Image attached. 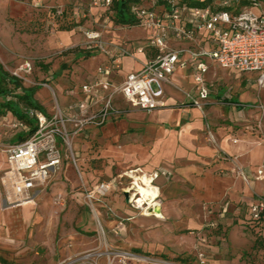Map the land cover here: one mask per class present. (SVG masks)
Segmentation results:
<instances>
[{
    "label": "rangeland",
    "instance_id": "374dc122",
    "mask_svg": "<svg viewBox=\"0 0 264 264\" xmlns=\"http://www.w3.org/2000/svg\"><path fill=\"white\" fill-rule=\"evenodd\" d=\"M141 5L154 9L149 0ZM109 7L101 0H0V63L24 87L37 88L34 98L47 115L77 101L71 91L123 51L112 45L143 36L139 26L114 24ZM88 33H97L110 55ZM79 51L91 56L76 58ZM25 63L31 70L21 73ZM206 86L197 116L186 113L179 122L198 127L175 133L168 130L177 117L162 124L115 98L107 123L59 146L61 165L32 194L33 209L14 202L5 180V148L28 129L10 113L0 117V259L118 264L121 255L131 264H264V216H252L247 205L264 203V81L211 64ZM161 125L163 135L155 131ZM143 175L153 180L163 218L146 216L153 212L132 200Z\"/></svg>",
    "mask_w": 264,
    "mask_h": 264
},
{
    "label": "built area",
    "instance_id": "2783aa9c",
    "mask_svg": "<svg viewBox=\"0 0 264 264\" xmlns=\"http://www.w3.org/2000/svg\"><path fill=\"white\" fill-rule=\"evenodd\" d=\"M151 8H132L142 29L151 31L149 49L155 54L135 73H128L114 85L110 77L120 68L124 51L111 55L109 63L98 66L95 78L82 84L79 98L53 115L31 110L35 132L27 139L5 148L8 183L16 204L33 201L36 188L44 184L61 165V148L69 147L70 137L87 127H100L116 113L115 98L146 112L158 108L163 84L171 82L175 71L190 66L197 85L200 106L208 98L204 75L208 64L239 73H253L264 81V2L261 0H205L201 7H189L177 0H149ZM105 6L111 0H101ZM156 5V6H155ZM158 8L159 10H156ZM87 37L101 53L110 55L98 41L97 33ZM183 43V47H173ZM138 53L142 49L137 50ZM31 70L29 63L20 66L21 73ZM17 76V74H14ZM18 77V76H17ZM74 90L71 94H74ZM68 128V129H67ZM264 203L251 204L249 213L256 217ZM118 264H131L126 256H117Z\"/></svg>",
    "mask_w": 264,
    "mask_h": 264
},
{
    "label": "crops",
    "instance_id": "0c3cea01",
    "mask_svg": "<svg viewBox=\"0 0 264 264\" xmlns=\"http://www.w3.org/2000/svg\"><path fill=\"white\" fill-rule=\"evenodd\" d=\"M139 29H140V31H142L143 36L140 35L137 39H127L121 45H117V46L112 45L113 50H114V48L122 47L121 49L125 52V54L121 58L120 68L118 70H115L110 77V80L114 85L120 84L123 81L124 77L128 73L138 72L142 68L143 64L152 60L154 57L155 53L152 50H150L148 47L149 37H150L151 31L145 30L142 28H139ZM136 42H142L144 44V46L143 47H140V46L135 47ZM184 45L185 44H183V43H181V44L173 43L172 44V46L175 48L183 47ZM138 49H142V52L138 53L137 52ZM96 57L101 58V62H106V63L108 62V58H106L101 53H99V55ZM211 64H213V63L208 64V70L204 75L205 83H207V75L210 71ZM224 70L230 71V72H236L238 74H245V75L248 74L250 76L256 77V74H253V73H239L237 71L230 70V69H224ZM95 72H96V70H95ZM95 72L92 73V76H90L89 79L84 81L82 84H84L86 82L93 81V79L95 78ZM87 73H90V72L87 71ZM162 87H163V95H162V98L160 99L161 104L158 108H156L155 110L150 111V112H146V111H143L140 109H138V110H140L141 112H143L145 114H150V117L152 119L157 120L162 124L167 123L170 120L177 117L178 122L175 125L176 128L169 129L168 130L169 132H173V133L177 132L179 130L178 129L179 126H181V125L185 126V127H198L199 123H197V122L196 123H193V122L192 123L191 122L179 123L181 121L182 117H184V115H186V113H190L192 116H197V114H198V110H197L198 106H196V105L194 106L192 103L193 99H196V100L198 99V90H197V85L195 84V82L193 80V75H192V71L190 69V66H187L184 69L178 68L175 71L174 75L172 76L171 82L168 84H163ZM74 92H75L73 94V95H75L74 97L79 98V95L77 94V90H74ZM209 94H210V92H209ZM119 99H122V98L120 97ZM231 103H234V104L240 106L239 102H237L236 99L231 100ZM179 105H182V106L179 107ZM91 129H93V128H91ZM151 130H153V129H151ZM155 131H159L160 135H163L164 133L162 131L165 132V131H167V129L161 125L158 128H155ZM158 159H161V156L157 157V160ZM140 177H142V176H140ZM144 177H145V175H144ZM151 187L153 188V190L157 194V196L154 198V200H152L153 204H155V206L157 207V208L154 207V208H156L155 211L157 213H153L152 215L146 214V216H154L156 218H163V215L159 209V204H158V202H156V200L158 198V191L154 186L151 185ZM35 204H36V202L32 201L31 203H27L26 205H27V208L33 209L34 208L33 206ZM144 205H146V203ZM247 205L249 207L251 204L248 203ZM153 211H150L149 213H151ZM2 220H3V217H2V214L0 213V223H2Z\"/></svg>",
    "mask_w": 264,
    "mask_h": 264
},
{
    "label": "trees",
    "instance_id": "16d2710c",
    "mask_svg": "<svg viewBox=\"0 0 264 264\" xmlns=\"http://www.w3.org/2000/svg\"><path fill=\"white\" fill-rule=\"evenodd\" d=\"M181 5L189 7H201L206 4L205 0H177ZM142 0H111L109 10L111 11V21L121 26H137L138 20L132 13V8L141 7ZM89 52H78L76 58L89 57ZM37 88L24 87L19 77L6 71L0 63V117L10 113L28 131L17 136V142L29 138L36 130L34 118L29 116L31 110H37L47 114L44 108L34 98ZM261 217L264 212L260 213ZM0 263L6 264L0 259Z\"/></svg>",
    "mask_w": 264,
    "mask_h": 264
},
{
    "label": "bare ground",
    "instance_id": "6f19581e",
    "mask_svg": "<svg viewBox=\"0 0 264 264\" xmlns=\"http://www.w3.org/2000/svg\"><path fill=\"white\" fill-rule=\"evenodd\" d=\"M135 181L136 182L134 183L133 187H135L136 195L133 196L132 200H135L134 202L137 204L138 207H144L143 205L146 203V212L154 210L153 213H157L155 211L157 207L152 202V200H154V198L157 196L156 192L151 187L153 181L152 178L148 179L146 178V176L144 177L143 175L142 177L135 178Z\"/></svg>",
    "mask_w": 264,
    "mask_h": 264
}]
</instances>
